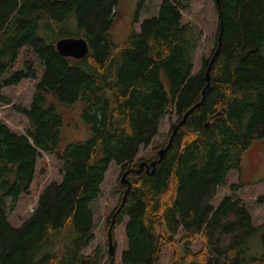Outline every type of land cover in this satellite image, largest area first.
<instances>
[{
    "label": "trees",
    "instance_id": "obj_1",
    "mask_svg": "<svg viewBox=\"0 0 264 264\" xmlns=\"http://www.w3.org/2000/svg\"><path fill=\"white\" fill-rule=\"evenodd\" d=\"M190 1L162 0L141 23L136 11L140 30L118 45L112 29L120 0H0V104L11 103L4 87L37 80L29 108L17 107L28 119L26 134L0 121V264H100L99 248L84 250L94 237L91 204L111 163L129 171L132 185L125 200L121 190L112 229L127 219L122 264H160L165 245L170 264H264V253L247 252L256 227L243 201L231 194L212 204L230 172L242 170L243 154L264 140V0H214L217 42L196 74L198 43L182 15ZM70 18L75 32L66 28ZM64 38H83L89 53L62 56L55 45ZM24 48L43 64L40 79L30 63L13 71ZM51 95L68 106L82 102L88 139L64 147L65 121ZM192 108L172 136L173 125L154 172L140 171L135 158L159 136L162 118L177 115L179 124ZM48 153L62 179L44 187L33 213L14 227L10 210L30 193ZM198 238L203 251L194 253Z\"/></svg>",
    "mask_w": 264,
    "mask_h": 264
},
{
    "label": "rangeland",
    "instance_id": "obj_2",
    "mask_svg": "<svg viewBox=\"0 0 264 264\" xmlns=\"http://www.w3.org/2000/svg\"><path fill=\"white\" fill-rule=\"evenodd\" d=\"M160 1L162 0H120L118 11L116 13V22L112 29L114 43L121 45L126 37L134 30L139 31L141 21L146 18L154 17L157 15ZM191 7L184 11L183 23L190 24L193 27L194 37L198 43V48L194 55V69L193 73H198L202 68L204 60L208 59L212 54L216 42L219 29V15L214 0H191ZM136 11L139 12L140 23L133 24L134 15ZM66 28L75 32L78 30L77 23L74 19L70 18L66 24ZM264 51V50H263ZM17 61L14 64L13 71L21 70L26 63L31 64V68L36 73L37 79L42 76L44 69L43 64L38 59V56L32 49H22L19 51ZM37 80L24 79L20 85L10 86L3 88V95L10 99V104H0V121L10 128L14 133L25 135L28 128L27 117L18 112L17 107L29 108ZM52 98L56 110L63 116L65 126L63 128V145L74 142L84 141L91 135L89 126L83 122L81 117L83 112L82 102L75 105L68 106ZM179 119L177 115H170L163 117L160 122V134L157 136L152 145L148 147H141L137 156L136 162H142L158 156L159 152L163 149L162 144H166L173 129L174 124H178ZM243 168L241 171L232 170L228 175L225 184L218 189L215 199L212 204L216 207L223 198L231 194L240 198L246 208L249 210L253 225L256 227L255 233L250 237L246 244L247 252L251 256H261L264 253V244L262 237L264 236V140H257L252 143V146L244 154ZM37 174L31 185V191L28 195H24L19 201L15 209L10 210L9 221L14 227H19L36 208L37 200L48 184L52 181H61L60 175L61 164L58 162L54 155L43 154L37 162ZM140 166V164H138ZM139 169V168H138ZM152 169V167H151ZM120 166L116 163H111L100 189V195L95 202L91 204L94 220V237L91 244L84 250L86 254H91L92 250L96 247L100 249L103 254V259L100 264H122V254L127 249L126 239V223L125 218L121 225H117L112 233L113 254H110L109 246V230L111 224H115L116 209L118 210L119 202L122 197L121 190L126 191L128 188L127 183H122V175L125 173ZM242 182V183H241ZM121 183V184H120ZM123 185L124 189H120ZM242 184L235 193H231V186ZM125 187H127L125 189ZM126 193V192H125ZM124 197V196H123ZM11 201H8L10 205ZM115 211V212H113ZM181 234L176 237L178 243V252L183 255L184 244L181 243ZM204 243L200 238L191 242L192 251L198 253L203 251ZM163 252L160 264H170L172 251L168 245L163 247ZM113 258V259H112Z\"/></svg>",
    "mask_w": 264,
    "mask_h": 264
},
{
    "label": "water",
    "instance_id": "obj_3",
    "mask_svg": "<svg viewBox=\"0 0 264 264\" xmlns=\"http://www.w3.org/2000/svg\"><path fill=\"white\" fill-rule=\"evenodd\" d=\"M217 3H219V0H215ZM219 39V38H218ZM219 41H220V39H219ZM56 46V48H57V50H58V52L62 55V56H64V57H67V58H74V59H83L84 58V56H86L88 53H89V46H88V44H87V42H86V40H84L83 38H64V39H61V40H59L58 42H57V44L55 45ZM220 49H221V45L219 44V46H218V49L215 51V54H214V56H213V58H212V60H211V62H210V64H208V70H207V73H206V75H207V77H206V79L208 80V85H209V81H210V70H211V67H212V64H213V62L215 61V59L217 58V56H218V54H219V52L218 51H220ZM199 105H197L196 107H198ZM195 108H192L183 118V120L179 123V124H177L176 126H175V129H174V131H172L173 133H172V136L176 133V131L178 130V127H179V125H182L185 121H186V117H188V115L190 114V113H192L193 112V110H194ZM171 142H169L167 145V147L166 148H163L160 152H159V158L160 159H158V160H156V161H153L152 163H151V167H152V169L150 170V168L151 167H149L148 166V169L146 170L147 172H149V170L151 171V173H153L154 172V170H155V167H156V165H157V163L159 162V161H161V159H162V157H164V154H165V152L167 151V149H168V147L170 146L169 144H170ZM145 165V163H142L141 164V167H143ZM140 171H142V170H140ZM139 171V172H140ZM128 173H129V171H127V172H125L123 175H122V183H127V185H128V188H127V190H126V193H125V195H124V197H122L123 198V200H125L126 198V195H128V193H129V191L131 190V188H132V185H130L129 183H128V180H127V175H128ZM119 210L120 209H118V210H116V214L119 212ZM116 214H115V216H116ZM113 226H114V223H112L111 224V227H110V230H109V236H107V238H109V246H110V249H109V251H110V254H113V245H112V229H113ZM113 259V258H112ZM110 264H113V261H111V262H109Z\"/></svg>",
    "mask_w": 264,
    "mask_h": 264
},
{
    "label": "flooded vegetation",
    "instance_id": "obj_4",
    "mask_svg": "<svg viewBox=\"0 0 264 264\" xmlns=\"http://www.w3.org/2000/svg\"><path fill=\"white\" fill-rule=\"evenodd\" d=\"M143 160H140L139 159V161H138V164H140V166H138L137 168H139V170H146V169H148V166L149 167H151V163L153 162V161H156V158H152V159H148L147 161H145V162H142ZM142 163H145V165L143 166V167H141V164Z\"/></svg>",
    "mask_w": 264,
    "mask_h": 264
}]
</instances>
